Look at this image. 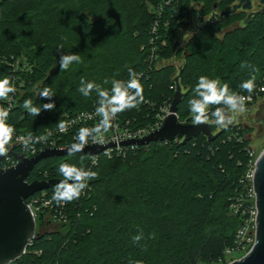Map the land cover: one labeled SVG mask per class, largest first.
I'll return each instance as SVG.
<instances>
[{"label":"trees","instance_id":"obj_1","mask_svg":"<svg viewBox=\"0 0 264 264\" xmlns=\"http://www.w3.org/2000/svg\"><path fill=\"white\" fill-rule=\"evenodd\" d=\"M235 1L1 0L0 79L10 77L17 89L10 126L39 133L91 109L97 94L84 97L78 91L81 79L110 89L111 80L129 79V68L143 73L144 102L118 116L133 127L153 123L159 106L173 101L179 74L186 93L178 114L187 123L193 122L188 100L202 75L227 83L232 92L248 93L239 87L250 78L251 69L240 67L247 61L260 69L255 88L264 85V9L224 15L201 26L187 46V40L177 41L178 30L190 15L220 14ZM61 54H77L82 62L61 70ZM12 56L22 59L28 70L15 74L4 62ZM106 78L108 84L103 83ZM45 87L54 93L50 99L38 97ZM27 99L36 107L45 103L56 107L32 116L22 107ZM5 101L0 100V109ZM216 107L224 106L212 105L209 113ZM210 125L216 133L218 126ZM79 129L73 128L65 142L74 143ZM245 130L242 125L229 126L215 140L199 134L189 141L133 145L125 156L101 153L97 164L83 152L42 159L29 173V183L63 179L59 165L80 166L81 157L83 166L98 178L88 181L78 200L67 203V221H51L53 228L40 230L15 264L216 261L235 242L243 222L231 202L243 191L241 179L250 159ZM141 231L143 239L134 243L132 237Z\"/></svg>","mask_w":264,"mask_h":264},{"label":"clouds","instance_id":"obj_2","mask_svg":"<svg viewBox=\"0 0 264 264\" xmlns=\"http://www.w3.org/2000/svg\"><path fill=\"white\" fill-rule=\"evenodd\" d=\"M189 38L188 33L183 37L184 40ZM59 49H63V45H59ZM81 63V58L77 54H61L59 63L61 70H67L72 63ZM240 67L250 68V78L242 81L239 87L252 93L256 87L257 73L260 69L247 61L241 63ZM129 79L125 80H111V88L106 89L94 81H85L83 78L80 81L78 91L84 96L89 97L94 91L97 94V107L95 108V115L100 117L99 123L92 128H81L74 137L75 142L70 144L67 151L69 156H73L78 152H82L87 145L89 139L94 143H103V134L108 132L114 126V120L119 113L127 110L138 108L144 102L143 85L141 84V76L132 68L128 69ZM108 84L109 80L106 78L103 82ZM264 90V89H262ZM17 91L15 85L12 83L10 77L5 76L0 79V100H7L9 94H15ZM192 97L188 100L189 110L191 113L193 124L200 125L206 123H214L220 128H227L233 124L235 115L244 113L246 111L245 103L250 99L238 93L232 92L227 83H221L219 79H211L207 76L198 77ZM54 93L50 88L45 87L38 93V97L50 99ZM212 105H223L224 107H216L214 111L209 113V108ZM23 109L32 116L40 115L42 110L53 111L56 105L54 103H45L42 107L34 106L31 99L23 101ZM8 116L7 111H0V156L7 154V145L12 139L14 129L6 124ZM209 116L213 119L210 121ZM60 131L66 130V125L61 122L58 124ZM24 146L27 148L32 143L46 142L48 137H20ZM58 173L63 179L55 186L52 201L56 204L62 205L78 200L88 188V181L98 178L95 171L86 169L83 166V157H81V164L61 163L58 167ZM51 202V201H50ZM143 239V232L132 237L134 243H139ZM146 249V246H145ZM134 264H143V261L137 260Z\"/></svg>","mask_w":264,"mask_h":264},{"label":"built area","instance_id":"obj_3","mask_svg":"<svg viewBox=\"0 0 264 264\" xmlns=\"http://www.w3.org/2000/svg\"><path fill=\"white\" fill-rule=\"evenodd\" d=\"M157 28H154L153 32H156ZM4 62H6L15 74L17 72H25L28 70V65L20 58L10 57L4 58ZM163 62H159V66L163 65ZM140 74V73H138ZM142 78V76H141ZM171 88H175V86H171ZM264 85L255 88L252 93H240L245 97H249L250 99L246 101L245 104H254L260 97L264 95ZM17 100V91L15 94H9V98L5 101L6 105L4 108L0 109V111H7L8 116L6 119V124L10 125L11 118V110L14 107ZM172 101H167L164 104L159 106V110L156 112L155 119L153 123L148 124L147 126L133 127L130 126V122H122L117 115L114 120V126L108 132L103 134V143H94L91 139H89L87 145L99 144V145H109L110 143H114V146H108L102 152L92 156L93 164H97L98 156L101 153L108 155L109 157L113 156H125L128 151H130V147L138 144H122L123 141L128 139H140L143 138L155 130L161 128L165 119L172 113L171 111ZM97 104L91 109L83 110L81 112L76 113L74 116H67L57 122L55 125L47 127L44 131L39 133H30L14 130V134L12 136L11 141L6 146L7 154L3 157L1 162V167L4 169L12 168L16 166L20 160L16 157V153L23 154L26 158H32L37 156L46 148H60L65 149L69 147V143L65 142L66 137L75 127L82 128H92L96 126L100 117L95 115V108ZM178 119L182 123H187L185 121L180 120L179 114ZM63 122L66 125L65 131H60L58 128V124ZM241 125L237 122H233L230 126ZM31 136L33 138L39 136H47L48 139L46 142L40 143H32L27 148L24 146L20 137H28ZM178 138V137H177ZM182 139V138H181ZM86 145V146H87ZM264 152H257V150L253 146L248 147L249 153V163L246 168L244 175L242 176L241 182L243 184V191L240 195L235 196L231 202V208L234 214L240 215L243 219L242 225L237 231L235 247L233 250H241L246 245L251 244L253 247L256 239V229H257V215H258V206H257V191L255 188V174L257 170V165L261 154ZM28 182V181H27ZM86 189L84 190V193ZM54 190L49 192L46 189L41 190L39 194H33L30 196L25 202L31 209L33 216L37 222L38 231L44 230L47 226H51L52 223L55 222H65L67 221L65 215V208L67 204L57 205L55 201H52ZM51 201V202H50ZM42 215L44 217V224L39 225L38 218ZM33 240L30 241L31 244ZM28 244V245H29ZM252 249V248H251ZM232 249H228V252H231ZM27 248L25 250V253ZM24 253V254H25ZM15 261L10 262L9 264H15Z\"/></svg>","mask_w":264,"mask_h":264},{"label":"water","instance_id":"obj_4","mask_svg":"<svg viewBox=\"0 0 264 264\" xmlns=\"http://www.w3.org/2000/svg\"><path fill=\"white\" fill-rule=\"evenodd\" d=\"M244 7L251 8L252 0H240L239 4L234 6L233 10H228L220 14H214L205 24L213 20L235 12L242 4ZM264 9V0H261ZM203 24V25H205ZM191 37L185 42L187 46ZM177 89L171 104L172 113L165 119L161 128L140 139H128L122 144H148L157 140L172 141L175 138H182L189 141L193 137L204 134L210 140H215L227 128H221L214 133L210 123L195 125L191 123H182L178 119L179 103L185 96L184 88L180 84V74L175 79ZM28 114H26V117ZM109 145L92 144L83 148V153L94 156L102 152ZM68 148H46L37 156L26 158L21 153H16L20 162L8 169L0 165V264H9L24 255L25 250L37 234V222L27 203L25 202L30 196L38 191L51 188L57 185L62 179L53 178L50 180L27 182L31 170L44 158L52 156L67 155ZM4 156H0V164ZM255 188L257 191V229L256 239L252 249L241 259L233 261L231 264H264V152L261 154L255 174ZM39 225L44 224L42 215L38 218Z\"/></svg>","mask_w":264,"mask_h":264},{"label":"rangeland","instance_id":"obj_5","mask_svg":"<svg viewBox=\"0 0 264 264\" xmlns=\"http://www.w3.org/2000/svg\"><path fill=\"white\" fill-rule=\"evenodd\" d=\"M1 1V0H0ZM259 0H255L252 1V7L249 9H245L246 7H244V4H242V6H240L236 11H246L247 14L255 12L259 9H261L263 7L262 3ZM240 0H236L228 10H233L234 6L236 4H239ZM227 10V11H228ZM217 13V12H216ZM214 15V14H213ZM213 15H210V17H205V18H201L199 14H192L189 16L188 21L186 22V24L178 30V36H177V41L180 44H184V42L186 40L183 39V37L185 36V34L188 33V36L191 37L201 26H203V24H205V22L212 18ZM0 17H1V11H0ZM244 21H242L240 24H242ZM177 63H179L176 60ZM264 103V95L263 97H260L256 103L252 104L249 107H246V111L244 113H240V114H236L237 117L240 118V116L242 117L241 120H238L237 123L241 124L243 127L244 125L246 126V124H251L253 127L251 129H246L245 127V138L248 139L250 142V146H253L257 152H262L264 150V130L263 132H261L260 135H258V128L260 126V121H261V116H257V112H258V108L260 107V105ZM210 123V122H209ZM221 128L218 126V131ZM217 131V132H218ZM215 133V132H214ZM53 228V224L51 226H47L44 230L46 229H51ZM235 247V242L229 246H227L222 253H220L217 257H216V261L212 262V263H207V262H201L200 264H231L233 261L237 260V259H241L242 257H244L252 248L251 244L246 245L244 248H242L241 250H233ZM228 249H232L231 252H228Z\"/></svg>","mask_w":264,"mask_h":264},{"label":"flooded vegetation","instance_id":"obj_6","mask_svg":"<svg viewBox=\"0 0 264 264\" xmlns=\"http://www.w3.org/2000/svg\"><path fill=\"white\" fill-rule=\"evenodd\" d=\"M252 1H255V0H252ZM260 2H261V0H259ZM259 1H258V3H259ZM244 4V3H243ZM263 5V4H262ZM258 110V112H257V116H261L262 118H261V121H260V126H259V130H258V135H260L261 134V132H263V130H264V103H262L261 105H260V107L257 109ZM242 119V117L240 116V118L239 117H237V115H235V119H234V121L235 122H237L238 120H241ZM244 127L248 130V129H251L253 126L251 125V124H246V126L244 125Z\"/></svg>","mask_w":264,"mask_h":264}]
</instances>
